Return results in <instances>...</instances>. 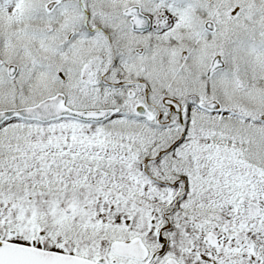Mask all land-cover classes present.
Returning <instances> with one entry per match:
<instances>
[{"label":"snow or ice","instance_id":"6c2138e0","mask_svg":"<svg viewBox=\"0 0 264 264\" xmlns=\"http://www.w3.org/2000/svg\"><path fill=\"white\" fill-rule=\"evenodd\" d=\"M0 264H264V0H0Z\"/></svg>","mask_w":264,"mask_h":264}]
</instances>
